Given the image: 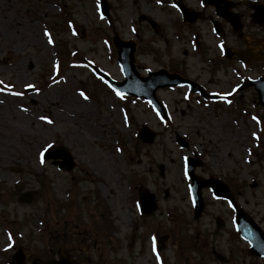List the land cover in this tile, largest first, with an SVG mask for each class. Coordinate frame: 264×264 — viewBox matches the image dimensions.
Listing matches in <instances>:
<instances>
[{
    "label": "rangeland",
    "instance_id": "374dc122",
    "mask_svg": "<svg viewBox=\"0 0 264 264\" xmlns=\"http://www.w3.org/2000/svg\"><path fill=\"white\" fill-rule=\"evenodd\" d=\"M107 1L111 20L99 0H0V264H11L19 248L27 264L47 254L59 259L60 249L86 264H264L238 235L227 201L203 190L205 209L194 218L184 165L200 153L197 175L231 184L264 231V109L254 89L236 92L245 79L264 76V29L246 16L243 38L225 27L222 40L211 26L214 10L200 0H183L204 11L194 25L173 0ZM231 1L248 13L242 2L249 0ZM115 34L135 42L141 75L164 69L221 100L187 87L161 89L164 122L145 100L118 95L86 66L124 80ZM225 46H242L256 59L224 63ZM144 126L157 135L151 145L138 137ZM55 146L73 154V171L44 159ZM140 187L157 197L150 217L140 213ZM31 191V202H20ZM93 215L98 223L109 215L113 234L99 232Z\"/></svg>",
    "mask_w": 264,
    "mask_h": 264
},
{
    "label": "water",
    "instance_id": "95a60500",
    "mask_svg": "<svg viewBox=\"0 0 264 264\" xmlns=\"http://www.w3.org/2000/svg\"><path fill=\"white\" fill-rule=\"evenodd\" d=\"M207 5H215L217 7L218 16H223L228 20L234 30L240 33L242 29V24L239 21V18H233V16L223 13L221 3L225 2L223 0H204ZM248 6L254 10L252 14V22L255 24L264 27V6L257 4H248ZM180 9L183 13L185 20L194 22L196 20L197 14H190L184 6L180 5ZM101 11L107 17H109V6L106 0H101ZM215 24V29L217 30V23ZM221 34V33H219ZM114 44L119 49V58L118 61L123 69L125 76V81L123 83H118L112 80L107 74L102 72L100 69L93 65H89L90 68L103 80L109 83V85L115 89L117 92L135 96L136 98H144L150 102L156 112L160 114L164 119L167 118V111L165 107L159 102L156 92L160 88L173 87V86H184L189 85L191 93H200L202 97L215 98V95H208L205 90L198 84L185 80L177 74H169L165 70H161L155 73H149L148 77H142L135 68V45L132 42H123L118 36L114 38ZM238 56L244 62H248L245 58L246 54L244 53H233L230 50L228 51V57L232 58L233 56ZM249 87H254L258 93L259 102L258 104L264 107V77L260 78L257 81H246L240 90L247 89ZM140 138L144 143L152 144L155 139V134L151 132L147 127H143L140 133ZM177 141L180 143L181 147H188L187 142L181 138L177 137ZM45 158L47 160H54L53 165H57L61 170L71 171L75 168V161L69 151L62 147H56L46 151ZM61 160V161H57ZM201 165L199 155L195 153V158L186 159V174L187 177L192 181L191 185V195L195 204V216L199 218L202 214V211L205 207L202 190L204 188L211 189L214 194L219 198L228 199L231 202L232 207L236 212V221H237V231L238 233L247 240L250 245V253L255 256L264 257V233L260 227L252 220V218L245 212L241 207L237 205L231 192L228 187L214 178L203 180L195 175V169ZM161 172L163 173V166L160 167ZM27 196L23 201L29 202L32 196V193L26 194ZM140 205L142 213L149 216L157 209V203L155 196L146 189H140ZM16 264H25V257L23 253L16 255L15 257ZM13 263V264H14ZM33 264H73L72 261L68 260L65 256V253L61 255L60 261H48L41 262L39 260L34 261Z\"/></svg>",
    "mask_w": 264,
    "mask_h": 264
},
{
    "label": "flooded vegetation",
    "instance_id": "af4514ba",
    "mask_svg": "<svg viewBox=\"0 0 264 264\" xmlns=\"http://www.w3.org/2000/svg\"><path fill=\"white\" fill-rule=\"evenodd\" d=\"M235 3H236V9H238L240 2H235ZM242 4H243V6H244V10H247V8H246L245 5H244V2H242ZM238 13L241 15L242 20H244V18H245L246 16H248V17L250 16L251 11H248V13L246 14L245 12H242V11L239 10ZM212 19H213V18H211L210 21H212ZM221 23H222V27H223V24L228 25L225 21H221ZM237 48H238L237 50H243L242 46H238Z\"/></svg>",
    "mask_w": 264,
    "mask_h": 264
},
{
    "label": "trees",
    "instance_id": "16d2710c",
    "mask_svg": "<svg viewBox=\"0 0 264 264\" xmlns=\"http://www.w3.org/2000/svg\"><path fill=\"white\" fill-rule=\"evenodd\" d=\"M69 55V54H68ZM68 55H62L61 56V59H63V60H67L68 59ZM93 221H94V223H96V221H95V219L93 218ZM105 221V226L104 225H99V228H100V230H108V229H110V226H111V224H110V220L109 219H106V220H104Z\"/></svg>",
    "mask_w": 264,
    "mask_h": 264
},
{
    "label": "snow or ice",
    "instance_id": "6c2138e0",
    "mask_svg": "<svg viewBox=\"0 0 264 264\" xmlns=\"http://www.w3.org/2000/svg\"><path fill=\"white\" fill-rule=\"evenodd\" d=\"M47 35V34H46ZM51 42V41H50ZM83 95V94H82ZM118 95H119V93H118ZM48 123H51V121H48ZM41 163H43V159H41Z\"/></svg>",
    "mask_w": 264,
    "mask_h": 264
}]
</instances>
